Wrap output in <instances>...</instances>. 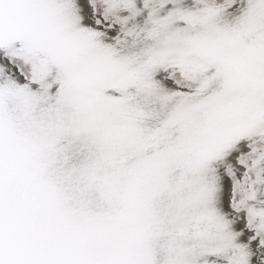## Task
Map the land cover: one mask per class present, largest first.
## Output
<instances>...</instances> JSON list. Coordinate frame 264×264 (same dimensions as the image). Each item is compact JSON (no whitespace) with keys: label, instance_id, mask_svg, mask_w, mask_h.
I'll return each mask as SVG.
<instances>
[{"label":"snow or ice","instance_id":"1","mask_svg":"<svg viewBox=\"0 0 264 264\" xmlns=\"http://www.w3.org/2000/svg\"><path fill=\"white\" fill-rule=\"evenodd\" d=\"M0 264H264V0H0Z\"/></svg>","mask_w":264,"mask_h":264}]
</instances>
